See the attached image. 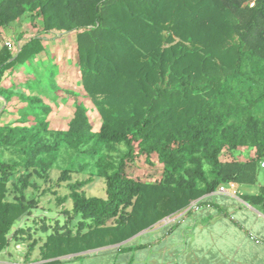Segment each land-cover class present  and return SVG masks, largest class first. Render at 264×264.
<instances>
[{"label": "trees", "instance_id": "trees-1", "mask_svg": "<svg viewBox=\"0 0 264 264\" xmlns=\"http://www.w3.org/2000/svg\"><path fill=\"white\" fill-rule=\"evenodd\" d=\"M27 12L33 24L43 22L40 32L76 33L78 83L101 122L95 129L78 94L66 129L51 128L52 108L33 97L29 113L0 122V254L35 205L26 200L27 188L37 186L33 174L47 176L54 167L67 181L71 216L82 219L75 233L56 228L47 236L45 257L120 243L221 184L258 181L264 0H0V31ZM40 32L16 52L1 47L0 82L7 70L31 67L45 53ZM0 96L11 97L1 84ZM154 156L157 178L126 171L142 157L153 165ZM95 177L104 181L103 196L82 191ZM241 196L264 213V190ZM104 236L106 244L89 245L87 237Z\"/></svg>", "mask_w": 264, "mask_h": 264}, {"label": "rangeland", "instance_id": "rangeland-1", "mask_svg": "<svg viewBox=\"0 0 264 264\" xmlns=\"http://www.w3.org/2000/svg\"><path fill=\"white\" fill-rule=\"evenodd\" d=\"M29 24L22 22L15 27L0 31V49L10 42V48L16 52L26 38L42 30L41 27ZM40 35L44 37L45 53L37 56L31 67L15 66L13 69L7 70L1 78L0 84L11 92V97L8 102H5L0 96V122L15 123L21 118L22 112L29 113L25 107L29 99L33 97L42 100L44 104L52 108L47 118L51 128L66 129L74 109L75 97L73 94H78L79 100L87 107L90 121L97 129L101 122L99 111L78 83L76 33L55 30L49 33L40 32ZM51 73H53L52 77ZM5 108L7 110L4 112ZM153 161V165H148L142 157L138 163H129L126 171L135 176L157 178L161 173V165L156 156L153 157ZM74 174L73 180H85L90 176L89 172ZM60 176L61 166L52 168L47 176L42 173L33 174L31 181L35 182L37 186L27 188L26 200L34 201L35 205L31 208V212L19 218L9 234L10 244L8 246L13 255H17L22 250V247L27 244L26 240L30 237L32 242L33 240L37 242L36 250H38L40 241L46 239L48 234L56 228L71 229L74 233L77 232L79 221L82 218L81 215L71 216L72 200L70 198L63 199L68 194L67 181L61 180ZM9 188L8 197L12 199L14 192L11 184H9ZM51 189L52 191H50ZM82 191L87 196H103L105 194L104 181L102 178L95 177L93 181L84 186ZM108 223L110 224V222ZM43 225H46V228H43ZM19 228L24 229L25 234L22 237L26 239H20L21 233L18 234L19 237L12 236V232L15 233ZM88 230L89 227L85 226L82 233ZM87 238L91 246L106 244L110 241L109 236ZM81 242L79 241L75 245ZM84 242L87 241L84 240ZM18 243L21 246L20 249L15 246Z\"/></svg>", "mask_w": 264, "mask_h": 264}, {"label": "crops", "instance_id": "crops-1", "mask_svg": "<svg viewBox=\"0 0 264 264\" xmlns=\"http://www.w3.org/2000/svg\"><path fill=\"white\" fill-rule=\"evenodd\" d=\"M22 22L43 26L41 20L33 24L27 12L1 32ZM233 187L235 193L227 184L228 192L203 195L201 209L189 212L184 221H159L120 243L45 257L47 238L36 250L38 244L30 235L17 255L7 246L0 264H264V213L241 196L264 190V167L255 184ZM24 234L20 239H26ZM15 246L21 248L19 243Z\"/></svg>", "mask_w": 264, "mask_h": 264}, {"label": "built area", "instance_id": "built-area-1", "mask_svg": "<svg viewBox=\"0 0 264 264\" xmlns=\"http://www.w3.org/2000/svg\"><path fill=\"white\" fill-rule=\"evenodd\" d=\"M7 45L10 47V42H7ZM261 166L264 167V160L261 162ZM234 185L231 184V189L233 190V193H235L234 190ZM218 192H228V188H227V184H221L218 186V188L215 190ZM203 198L200 197L198 199L192 200L188 206H186L184 209H182L181 211L168 215L166 217H164L161 221L167 224H171L172 222H179V221H184L185 216L191 212V211H198L201 209L202 207V202Z\"/></svg>", "mask_w": 264, "mask_h": 264}]
</instances>
